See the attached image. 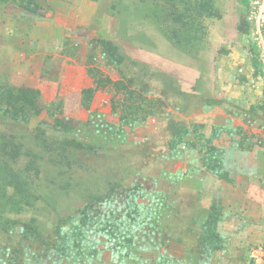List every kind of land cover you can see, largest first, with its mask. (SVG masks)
Instances as JSON below:
<instances>
[{"label":"rangeland","instance_id":"rangeland-1","mask_svg":"<svg viewBox=\"0 0 264 264\" xmlns=\"http://www.w3.org/2000/svg\"><path fill=\"white\" fill-rule=\"evenodd\" d=\"M29 3L38 15L24 12ZM204 3L211 11L200 9ZM173 10L184 14L183 26L167 18ZM103 40L122 55L120 66L104 60ZM88 68L145 85L152 113L120 126L122 93L111 84L83 107L81 91L94 87ZM0 76L37 89L43 108L27 123L0 119V134L32 153L37 170L27 174L32 205L18 213L6 207L12 190L0 180V220H34L48 238L110 185H141L152 210L161 200L169 206L171 257L194 249L195 212L214 203L224 248L197 264H264V0H9L0 4ZM54 117L81 128L88 147L61 151ZM171 122L189 129L174 149ZM25 163L22 156L13 167ZM206 164L226 176L211 175ZM8 238L0 231L2 246H19ZM140 256L136 264L156 263L157 255ZM61 264L121 263L105 250Z\"/></svg>","mask_w":264,"mask_h":264},{"label":"trees","instance_id":"trees-1","mask_svg":"<svg viewBox=\"0 0 264 264\" xmlns=\"http://www.w3.org/2000/svg\"><path fill=\"white\" fill-rule=\"evenodd\" d=\"M7 1L9 0H0V4ZM30 5L31 3L28 6H22L24 12L38 15V8L36 6L30 8ZM200 9L209 12L211 6L204 3ZM183 15L173 10L168 12L167 18L170 17L173 24L183 26ZM97 46L108 65L122 64L123 57L111 41H100ZM88 73L94 79V87L84 88L81 91V105L86 109H89L96 89L111 84L116 86V91L122 93L120 126L131 127L138 120H142L141 115L149 116L152 113L151 107L147 109L143 95L147 93L145 85L134 84L133 89L130 85L135 82L133 79L122 76L121 80L112 82L95 68H88ZM39 95L37 89L15 87L0 76V119L27 123L37 117L43 110L39 105ZM50 109L51 107H48L46 111L53 117ZM52 129L64 136L60 144L61 151L64 152L66 148L78 150L88 147L80 138L83 136L81 128L74 126L71 122L54 117ZM169 129V145L172 149L183 143V139L189 135L188 127L178 122H171ZM39 132L43 134L42 130ZM39 137L41 139V136ZM0 146L2 147L0 152L4 153L0 154V180L3 187H9L12 190L6 207L18 213L32 205V192L27 174H37L33 163L35 156L25 152L22 144L15 142L14 137L6 133L0 134ZM211 150L215 152L214 148ZM22 156L26 162L24 167L21 170L15 169L13 165H16ZM30 167L32 169H29ZM204 167L211 175L226 176V173L218 167L211 168L207 164ZM148 187L153 189L154 186ZM151 189L148 190L151 191ZM144 193L145 190L141 185L130 187L110 185L105 192L91 196L75 217L68 216L62 219L48 238H44L39 232L34 220L27 222L0 220L1 233L6 234L7 238L14 236L17 239L16 244L19 245L7 247L0 244V264H61L67 260L95 258L105 250L111 254L115 262L119 261L121 264L141 263L143 260L140 255L144 252L157 255L155 264H179L185 258L193 261L197 256L205 260L213 253L223 250V239L217 231L221 213L212 203L209 209L195 212L196 219L192 223L198 225L201 233L195 239L194 249L188 252L181 251L182 255L179 258L171 257L168 251L169 243L173 241V238L169 235L170 224L165 213L169 206L161 200L160 207L152 210L147 203L143 202ZM153 193L156 196L155 199L160 198L159 194H162L155 188ZM182 240L183 237L178 239L180 242L178 244H182ZM34 247L38 249L35 250ZM26 255H29V259H26Z\"/></svg>","mask_w":264,"mask_h":264},{"label":"crops","instance_id":"crops-1","mask_svg":"<svg viewBox=\"0 0 264 264\" xmlns=\"http://www.w3.org/2000/svg\"><path fill=\"white\" fill-rule=\"evenodd\" d=\"M180 251H181V250H180ZM220 251H221V250H220ZM217 252H219V251H217ZM217 252L213 253V254L210 256V259L213 258V257L217 254ZM168 254H169V253H168ZM176 255H177V256H174V257L179 258V257L182 255V253H181V252H177ZM152 256H155V254H154V255L152 254ZM176 258H175V259H176ZM200 260H201V259H199L198 256H197V257H194L193 261H191L189 258H185V259H184L181 263H179V264H197Z\"/></svg>","mask_w":264,"mask_h":264}]
</instances>
